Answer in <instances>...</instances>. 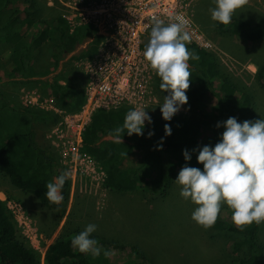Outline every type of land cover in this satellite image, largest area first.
<instances>
[{"label": "trees", "instance_id": "obj_1", "mask_svg": "<svg viewBox=\"0 0 264 264\" xmlns=\"http://www.w3.org/2000/svg\"><path fill=\"white\" fill-rule=\"evenodd\" d=\"M19 1L0 0V39L11 43L13 77L27 82L38 74L34 66L36 50L44 41L50 40L54 45L56 50L53 56L58 67L64 56L93 36V28L89 25H83L70 33L62 17L52 23L34 21L30 17L22 19L19 10L15 9ZM6 11H10V15L4 21ZM229 25L238 37L251 42L264 39V16L254 22L242 17H232ZM26 27L34 29L29 41ZM186 47L199 56L198 60L188 61L191 76L186 90V104L192 111L203 107L207 94H210L215 100L213 109L220 121L229 116L236 117L238 122L261 119L255 111L250 92L221 73L213 53L204 51L189 41L186 42ZM85 53L84 51L82 54ZM256 65L257 82L264 88V62H256ZM66 68L68 66L65 64L51 85L60 106L74 112L86 101L85 77L77 67L68 68L69 75L66 74ZM154 107L156 111L151 115L152 122L145 124L144 134L129 136L126 132L121 133L122 143L114 142L113 130L123 124L124 116L131 107L111 111L97 110L92 115L84 133V149L101 165L109 188L127 191L148 183L154 189L163 186V193L158 192L166 194L175 177L174 172L169 175V170H179L185 164L202 168V164L196 161V153L191 152V149L205 144L214 145L218 141L220 132L204 134L198 119L174 115L170 121H165L161 117L159 106ZM60 118L57 112L15 103L0 88V173L7 176L14 186L35 195L42 204L52 208L60 204H50L47 201L45 186L62 172L58 169L59 160L54 147L40 129V124L59 121ZM165 124L171 128L170 135L164 133ZM149 131L153 133L150 137L147 136ZM138 147L144 149L139 163L123 167V161ZM183 149H188L191 153V159L187 162L182 155ZM69 188L70 179L67 178L61 190L64 198L67 197ZM231 216L230 209L219 212L211 227L239 235V240H233L228 250L231 253L246 250V254L220 264H261L264 256V246L260 241L262 223H252L240 229L232 223ZM80 231L61 235L51 243L46 251L44 264H155L147 257L141 245L135 242L123 243L118 238L106 236L112 238L108 239L95 232L91 235L101 247L100 255L94 257L90 252H78L71 246V238ZM186 247L184 249L182 246V249L187 253L189 250ZM106 249H110L112 255L105 257L103 252ZM113 251L120 254V261L113 260ZM184 258L186 259V254ZM189 262L188 259L184 264ZM0 264H42L35 251L19 240L14 216L1 198Z\"/></svg>", "mask_w": 264, "mask_h": 264}, {"label": "rangeland", "instance_id": "obj_2", "mask_svg": "<svg viewBox=\"0 0 264 264\" xmlns=\"http://www.w3.org/2000/svg\"><path fill=\"white\" fill-rule=\"evenodd\" d=\"M68 1L70 0H20L15 9L19 10L22 19L30 17L34 21L52 23L59 17L63 18V2ZM212 7V0H193L190 13L195 23L213 42V48L208 52L216 56L221 73L250 92L257 115L264 119V88L256 78V62H264V39L251 42L238 37L229 24L211 20L209 9ZM8 15L10 11L5 12L4 21ZM262 16L264 0H242V4L232 15L253 22ZM33 30L32 27L27 28L28 41L32 38ZM80 49H77V55ZM55 50L50 40L44 41L37 48L34 66L38 74L25 82L12 76L11 43L0 39L2 92L15 103L47 111L53 109L47 102L54 98V108L69 112L60 106L51 83L64 69L65 64L68 68L76 67V55L64 61L67 54L56 67L53 56ZM68 68L66 74L69 75ZM159 83V77L155 75L153 85L156 103L145 109L150 116L156 111L154 106H159L163 102V96L167 95L166 91L159 89ZM214 103L212 95L207 94L203 107L192 111L185 104L175 115L198 119L204 134L221 133L223 127L215 126L220 118L213 109ZM58 114L61 116L59 121L41 123L40 129L54 147L59 160L58 169L62 173H69V192L60 205L56 208L47 207L35 195L14 186L7 176L0 173V198L14 216L17 236L35 251L42 264L51 243L61 235L83 230L89 223L97 226L95 233L102 237H115L123 243L135 242L141 245L147 257L155 264H184L188 259V264H220L237 256H245L246 250L238 253L228 250L233 240H239V235L212 227L205 229L191 219L196 205L179 195V186L175 182L166 194H160L163 186L154 189L148 183L127 191L112 189L106 185V176L101 165L93 158H86L83 170L77 171L75 176L50 137L62 120L61 113ZM143 154V148H135L123 161V167L136 165ZM166 163H169L168 158ZM179 170H169V175L174 172L175 180ZM228 209L226 204H221L220 212H227ZM260 241L264 246V223ZM182 246L184 249L187 246L189 251L186 253ZM177 249L179 251L176 252ZM112 258L118 262L121 256L113 251ZM261 264H264V256Z\"/></svg>", "mask_w": 264, "mask_h": 264}, {"label": "clouds", "instance_id": "obj_3", "mask_svg": "<svg viewBox=\"0 0 264 264\" xmlns=\"http://www.w3.org/2000/svg\"><path fill=\"white\" fill-rule=\"evenodd\" d=\"M212 4L214 7L209 9L211 20L227 25L242 0H212ZM185 27V21L179 16L169 23L154 19L144 46L143 56L160 79L159 89L167 92L163 102L159 103L165 121H170L187 103L186 90L191 76L188 61L199 59L186 47L190 35ZM145 109L130 108L126 112L123 124L113 130L115 143H122L121 133L126 132L129 136L144 134L145 123L152 122ZM215 126H222L223 131L214 145L191 149L202 168L185 164L174 180L179 186V195L196 205L191 219L205 229L210 228L223 203L232 211V223L237 228L264 223V119L238 122L236 117L229 116ZM164 133L171 134L168 124L164 125ZM152 134L149 131L147 136ZM182 155L185 162L191 159L188 149H183ZM68 176L65 171L46 184L44 195L50 204L59 205L63 201L61 190ZM96 227L87 224L71 238V246L81 253L100 255L101 247L91 235ZM103 255L108 257L112 252L106 249Z\"/></svg>", "mask_w": 264, "mask_h": 264}, {"label": "built area", "instance_id": "obj_4", "mask_svg": "<svg viewBox=\"0 0 264 264\" xmlns=\"http://www.w3.org/2000/svg\"><path fill=\"white\" fill-rule=\"evenodd\" d=\"M193 0H70L63 2V19L73 33L83 25L93 28V36L83 46V56L76 51V67L85 77L86 101L75 112L54 108L62 120L50 135L65 163L75 176L83 170L86 158H93L84 149V133L97 110H118L122 107L146 108L156 103L155 73L143 56L144 46L154 19L164 23L181 17L190 35L189 42L204 51L213 42L195 23L190 8ZM28 106V105H27ZM48 107V106H47ZM49 109V108H48ZM96 160V159H95ZM97 161V160H96ZM98 162V161H97Z\"/></svg>", "mask_w": 264, "mask_h": 264}, {"label": "crops", "instance_id": "obj_5", "mask_svg": "<svg viewBox=\"0 0 264 264\" xmlns=\"http://www.w3.org/2000/svg\"><path fill=\"white\" fill-rule=\"evenodd\" d=\"M91 38V37H90ZM90 38H88L87 40H85L83 43H81L80 45H78V47L76 48V50L75 51H77V49L78 48H81L80 50V52H79V56H83V55H85V54H82L84 51L85 52H87V49L83 46L85 43L87 44V41L90 39ZM86 46H90V44H87ZM74 52V51H73ZM70 53H72V52H70ZM70 53H68V55L70 54ZM68 60V56L65 58V60L64 61H67Z\"/></svg>", "mask_w": 264, "mask_h": 264}]
</instances>
